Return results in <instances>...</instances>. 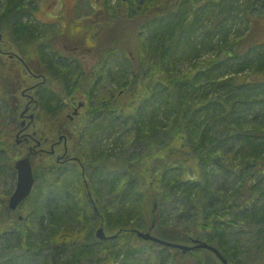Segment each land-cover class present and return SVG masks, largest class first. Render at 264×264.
I'll list each match as a JSON object with an SVG mask.
<instances>
[{"label": "trees", "instance_id": "16d2710c", "mask_svg": "<svg viewBox=\"0 0 264 264\" xmlns=\"http://www.w3.org/2000/svg\"><path fill=\"white\" fill-rule=\"evenodd\" d=\"M35 1L0 0L21 58L0 56L9 65L0 68V122L16 120L8 101L18 105L32 83L21 62L45 75L37 132L44 121L65 124L85 172L77 162L34 161L25 214L0 200V264H205L208 250L137 235L150 225V187L156 225L177 220L230 264H254L264 249V41L231 33L251 26L264 0H98L91 17L44 23L48 43L28 20ZM79 93V110L88 109L70 122L63 112ZM16 129H0V172L14 171ZM101 224L117 236L99 239Z\"/></svg>", "mask_w": 264, "mask_h": 264}, {"label": "rangeland", "instance_id": "374dc122", "mask_svg": "<svg viewBox=\"0 0 264 264\" xmlns=\"http://www.w3.org/2000/svg\"><path fill=\"white\" fill-rule=\"evenodd\" d=\"M35 7L36 9L32 12L31 17L28 19L29 21H31L32 24L36 23L38 25V28L41 30V32H39V35L42 37L44 36V38H42L44 43H48L47 38L51 37L52 34L47 33L46 29H44V23H50V22H54L57 21L59 19L62 18V16L64 17L65 20L68 19H72L75 21H81L84 18H88L91 17L92 13L94 10L98 9L99 7V2L98 0H36L35 1ZM260 9V8H259ZM256 12L254 13V18L252 19L253 21L251 22L252 25H248L247 23H240L239 28H237L236 26L233 27L232 29V33H231V37L233 39L239 37V35H241L242 33H245V35H247L248 33H250L251 35H255L254 37H256L257 41H264V13H259V10L256 9ZM258 11V12H257ZM8 25H4L1 23L0 20V28L1 30H4L2 32H0V50H2L3 52H8V54L10 52H12V54H16L18 52V50L16 48H19L17 45L18 40L14 37V35H12V30L9 29L8 27H6ZM38 29V30H39ZM39 30V31H40ZM250 35V36H251ZM55 39V38H53ZM52 48H57L54 45H51ZM16 47V48H14ZM27 48V49H25ZM33 50V44L29 45L28 47H24L23 51L25 52H29ZM0 56L6 60L7 59V55L6 53H2L0 52ZM16 56V55H15ZM16 58V57H15ZM2 60V59H1ZM2 62H4L2 60ZM15 62V61H14ZM13 63V62H12ZM8 66L3 65L1 68L2 72H5ZM21 68L22 73L24 75V78L27 79V81H37L42 80L43 78L45 79V77L41 76L38 79H35L33 77H31L29 75V72H27L25 66H23L21 64V62L18 63V68ZM34 69V67H33ZM24 80V79H23ZM49 80V77H48ZM46 80V81H48ZM51 80L56 82V79H53L51 77ZM43 81V80H42ZM25 86V85H24ZM23 86V87H24ZM29 86V85H28ZM27 88V86L25 87ZM24 88V89H25ZM23 88L20 90H23V92H25L26 94L30 93V91L28 90H24ZM18 95V94H17ZM84 100L85 102H87V99L84 97L83 94L79 93L77 94V96L72 99L71 101L68 100V104L66 105V109L63 112V116L65 118H69V114L73 111V108L75 105L78 104V102ZM25 103V101H24ZM24 105V104H23ZM19 109V108H18ZM23 109V108H22ZM88 109V105H86L84 108H82L80 110L79 116L76 115V117H74V119L79 120L80 116L85 113ZM3 113V108L0 106V114ZM38 114V112H36V115ZM6 117H4V122L1 121L0 122V129L2 131L1 135H4L5 133H8L10 131V129H16V127H21V121L22 118L20 116H16V120H14V122H6ZM36 126H33V130H36ZM14 136H15V132H14ZM5 140V137H2V140ZM17 136H16V140L15 137H13V141L14 143H16L17 141ZM8 141H10V139H8ZM22 142H20V144L18 145L19 150L15 147L16 152L14 155V159H18L22 156H24L27 152H28V145L27 144H21ZM33 144V142L31 143V145ZM63 147V146H61ZM47 155V153H43V155L41 157H38L36 159H42V158H48L49 156H45ZM51 159L55 161L56 156L55 155H50ZM3 155L0 156V159L3 160ZM6 168H3V170L0 172V200L3 198L6 200V204H8V199L11 196L12 192L15 189L16 186V179H17V171L14 167V175L13 172L11 171H7L5 170ZM10 193V194H9ZM156 191H154L153 187L148 188V201H147V209L149 210V212H151V214H148V216L150 217V225L149 227H147L145 230H149L151 229V225L154 224V227L152 228V233L162 239L168 240V241H173V242H178L181 244H192L191 239L189 238V234L186 232V230H183L179 224H176L175 222L177 220H173L174 223L173 228H167L164 226H159L156 225L154 223V219H155V211H156ZM4 203V202H1ZM26 206V204H25ZM20 214H25V210L24 209H20L19 211L15 212L14 216ZM1 222H3V217L1 218ZM142 239V238H141ZM144 240V239H142ZM147 242H151L149 240H144ZM155 244L160 245L158 243L155 242ZM161 246V245H160ZM158 246V247H160ZM151 247V246H150ZM149 244L147 246V248H150ZM167 247V246H166ZM157 248V246H156ZM156 248L153 247V249L156 250L155 254L157 252H159ZM168 249H172L173 248H169ZM152 250V249H151ZM205 254V264H223L221 262V260L219 258H217V256L215 254H213L212 252L209 251H204ZM256 256H254L255 258ZM243 264V262H242ZM254 264H264V249H263V253H261V255L257 254L256 257V261Z\"/></svg>", "mask_w": 264, "mask_h": 264}, {"label": "flooded vegetation", "instance_id": "af4514ba", "mask_svg": "<svg viewBox=\"0 0 264 264\" xmlns=\"http://www.w3.org/2000/svg\"><path fill=\"white\" fill-rule=\"evenodd\" d=\"M0 52L6 53L7 58L9 59L16 57L21 61V58L15 56L14 53L12 54V52H10L9 54L8 52H3L2 50H0ZM29 74L32 75L33 78L35 79H38L41 76L45 77V75L43 74L34 75L31 72ZM42 80L38 79L37 81H31L32 83L29 86L28 84H24L25 86L23 87V89L27 86V88H25L24 90H28L30 91V93L26 94L25 92H23V90H20L21 99L18 105L13 104L11 100L10 101L7 100L8 102H10L9 107L12 109L15 108L16 113H17L16 116L17 117L20 116L22 118L21 127H18L15 131V136H14L15 140L17 136L18 140H21L22 142L21 144H27L29 146L28 152L32 151L33 153V155L31 156L32 164L34 163L36 158L41 157L43 153H47V155L45 156L51 157L50 155H55L56 156L55 161L60 162L62 164L77 162L81 168L82 174L84 175V172H85L84 165L80 157L78 156V154H76L75 145L73 144V140L70 136L68 137V135L64 133L65 124H62L60 121H58V119H55V123L51 121L50 123H47L44 121L45 125L41 127L45 131V133L39 134L37 132V128L35 131L33 130V126L37 125L38 117H39L38 114L36 115V112H39L40 110V103L36 96L35 89L41 83H45V79L43 78ZM80 103L81 101L77 105L74 106L73 111L69 114L68 120H70V122L74 120V116L78 115L80 111L79 109L84 106V103L81 106H79ZM5 104H8V103L5 102ZM14 105H17V106H14ZM42 129H41V132H42ZM32 142L33 144L31 145ZM17 149L19 150L18 146H17ZM153 227L154 225L152 226V228ZM191 242H192V239H191Z\"/></svg>", "mask_w": 264, "mask_h": 264}, {"label": "water", "instance_id": "95a60500", "mask_svg": "<svg viewBox=\"0 0 264 264\" xmlns=\"http://www.w3.org/2000/svg\"><path fill=\"white\" fill-rule=\"evenodd\" d=\"M83 103L81 102L79 106H81ZM21 140H17L16 143H20ZM33 155L32 151L29 152L27 155L19 158L15 162V168L17 170V179H16V186L14 191L12 192L11 196L8 199V211L10 212H17L19 210V206L21 203L29 197L31 194L36 178L34 175L33 165L31 162V156ZM22 219V216H20ZM152 229V227H151ZM151 229L149 230H140L137 229L136 233L137 235L144 239L149 240L152 242H156L158 244L172 247V248H178L182 250L183 252H188L193 249H205L208 251L213 252L223 264H230L227 260V258L223 255V253L214 245H211L210 243L200 239V238H192V244H181L176 242H171L165 239H162L156 235H154L151 232ZM96 236L101 239H109L114 238L117 236L115 235H108L105 231L104 225L101 224L97 230H96Z\"/></svg>", "mask_w": 264, "mask_h": 264}, {"label": "bare ground", "instance_id": "6f19581e", "mask_svg": "<svg viewBox=\"0 0 264 264\" xmlns=\"http://www.w3.org/2000/svg\"><path fill=\"white\" fill-rule=\"evenodd\" d=\"M1 64V67L3 66V65H5L3 62H1L0 63ZM6 66V65H5ZM9 69V67H7V69L6 70H8ZM211 245H213V244H211ZM215 246V245H214ZM216 247V246H215ZM218 248V247H217ZM220 250V249H219Z\"/></svg>", "mask_w": 264, "mask_h": 264}]
</instances>
